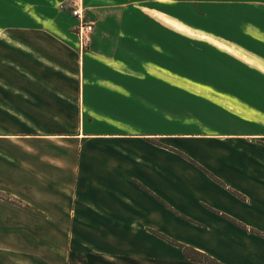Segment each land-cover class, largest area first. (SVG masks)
Returning <instances> with one entry per match:
<instances>
[{
    "label": "crops",
    "instance_id": "obj_1",
    "mask_svg": "<svg viewBox=\"0 0 264 264\" xmlns=\"http://www.w3.org/2000/svg\"><path fill=\"white\" fill-rule=\"evenodd\" d=\"M243 3L260 11L247 34L264 42V0ZM200 7L204 28L153 14L264 74L263 55L217 30L230 24L219 8ZM42 31L0 25V193L22 204L0 199V264H207L176 244L218 264H264V111L203 103L194 111L213 106L236 126L169 130L168 106L146 98H167L166 84L127 77L110 50L120 38L96 36L85 53L76 36Z\"/></svg>",
    "mask_w": 264,
    "mask_h": 264
},
{
    "label": "rangeland",
    "instance_id": "obj_2",
    "mask_svg": "<svg viewBox=\"0 0 264 264\" xmlns=\"http://www.w3.org/2000/svg\"><path fill=\"white\" fill-rule=\"evenodd\" d=\"M68 1L0 0V25L40 27L45 29V32L42 31L44 34H57L58 31V34L66 32L77 37V20L60 7L61 3ZM243 1L234 0L238 7L233 11L229 9L232 4L228 0H164L163 5L157 4L155 0H83L86 17L94 27L92 41L84 48V52L87 53L94 47L93 38L96 36L113 35L120 38L114 39L117 43L111 40L110 50L112 46L119 49L120 67L127 70L126 76L151 84H166L163 86H166L167 98L160 99L156 94H148L146 98H152L164 112L168 106L169 130L175 129V125L192 130L202 125L206 129L236 126L235 122L226 121L230 118L224 112L211 114L213 106L204 109L206 115L199 114L193 108L199 110L200 107L196 108L195 105L203 103L221 102L226 105L234 102L243 106L248 103L264 111V74L210 43V39H205L208 38L206 33L191 30L182 33L169 26L167 28L156 21L153 13L163 11L193 27L204 28L207 21L201 18L196 9L201 10L200 6L204 3L207 6L214 4L220 10L217 11L224 15L226 22L230 21L228 26L221 24L225 29L227 26L226 30L230 32L219 26L217 30L264 56V42L256 41L247 34V27L255 22L258 17L256 13L260 11L246 10L247 5ZM212 21L215 22L213 19ZM193 27L190 28L194 29ZM54 28L58 30L55 32ZM26 34H32V31L26 30ZM78 50L80 51L79 47ZM149 67L156 70V73H148L146 70ZM197 88L203 90L199 92ZM162 110L153 112L154 121L151 124L145 123L147 128L156 125L155 119L160 117L156 114ZM164 116L165 113L163 118ZM241 125L246 127L245 124ZM0 199L9 204V210L22 207L10 195L0 193ZM25 237L31 241L29 235ZM20 239L21 236H8V242H21ZM82 254L81 252L76 257L85 262L86 257Z\"/></svg>",
    "mask_w": 264,
    "mask_h": 264
},
{
    "label": "built area",
    "instance_id": "obj_3",
    "mask_svg": "<svg viewBox=\"0 0 264 264\" xmlns=\"http://www.w3.org/2000/svg\"><path fill=\"white\" fill-rule=\"evenodd\" d=\"M60 7L69 12L71 16L77 20L78 44L80 50H83L91 43L92 34L94 32L93 23L86 17L83 0H69L68 2L61 3Z\"/></svg>",
    "mask_w": 264,
    "mask_h": 264
},
{
    "label": "trees",
    "instance_id": "obj_4",
    "mask_svg": "<svg viewBox=\"0 0 264 264\" xmlns=\"http://www.w3.org/2000/svg\"><path fill=\"white\" fill-rule=\"evenodd\" d=\"M176 244V243H175ZM183 250V254L186 257V259L192 261V262H198V263H207V264H218L213 258L202 254L198 251L193 250L192 248L186 247L182 244H176Z\"/></svg>",
    "mask_w": 264,
    "mask_h": 264
}]
</instances>
